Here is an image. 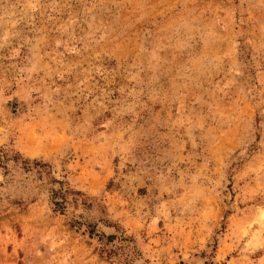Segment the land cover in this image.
<instances>
[{
  "label": "rangeland",
  "instance_id": "rangeland-1",
  "mask_svg": "<svg viewBox=\"0 0 264 264\" xmlns=\"http://www.w3.org/2000/svg\"><path fill=\"white\" fill-rule=\"evenodd\" d=\"M0 264H264V0H0Z\"/></svg>",
  "mask_w": 264,
  "mask_h": 264
},
{
  "label": "trees",
  "instance_id": "trees-1",
  "mask_svg": "<svg viewBox=\"0 0 264 264\" xmlns=\"http://www.w3.org/2000/svg\"><path fill=\"white\" fill-rule=\"evenodd\" d=\"M34 165L38 168L37 171L41 175H42L43 171H45V172H47V174H49V171H47V166H49V165L47 163L35 160ZM26 168L29 169L30 167L28 166ZM53 181L60 183V186L58 187V189H51L52 202L55 205V209H54L55 211L63 212L65 210L66 205L68 203V197H69L68 195H75V197L73 198V200L75 202H78L80 200L79 197L82 195V193L80 191H77V190L70 188L69 185L65 181H59V180L54 179V178H53ZM80 225H83V224H81L80 221H75L72 223L73 227L74 226H80ZM88 228H89L90 236L98 235V233H96L95 225L89 224ZM104 238H106L107 241H104ZM115 238H116V235L102 234L100 236V240L103 241L102 243L104 244L103 248H102V252L105 253V255L109 258H111L113 255L116 254L115 250H113L112 248H108V243L112 242ZM122 240H126V238H123Z\"/></svg>",
  "mask_w": 264,
  "mask_h": 264
}]
</instances>
